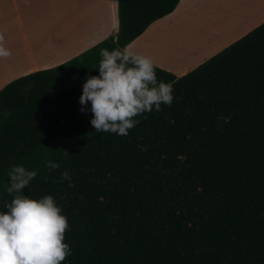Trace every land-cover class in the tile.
Here are the masks:
<instances>
[{"label": "trees", "instance_id": "16d2710c", "mask_svg": "<svg viewBox=\"0 0 264 264\" xmlns=\"http://www.w3.org/2000/svg\"><path fill=\"white\" fill-rule=\"evenodd\" d=\"M115 1L114 36L0 89V212L23 165L68 219L62 264H264V21L182 76L155 68L171 106L120 136L79 110L85 78L179 0Z\"/></svg>", "mask_w": 264, "mask_h": 264}, {"label": "crops", "instance_id": "0c3cea01", "mask_svg": "<svg viewBox=\"0 0 264 264\" xmlns=\"http://www.w3.org/2000/svg\"><path fill=\"white\" fill-rule=\"evenodd\" d=\"M263 21L264 0H179L127 45L179 77ZM115 32V0H0V46L11 51L0 58V89L62 64Z\"/></svg>", "mask_w": 264, "mask_h": 264}, {"label": "clouds", "instance_id": "9594fccd", "mask_svg": "<svg viewBox=\"0 0 264 264\" xmlns=\"http://www.w3.org/2000/svg\"><path fill=\"white\" fill-rule=\"evenodd\" d=\"M9 56L11 51L0 46V58ZM100 56L99 75L86 76L79 97V110L91 111L90 124L96 132L127 136L140 123L135 117L159 111L161 105L171 106L173 84L157 80L152 57L134 52L131 45L101 49ZM47 167L60 165L49 161ZM36 175L23 165H13L8 172L7 192L13 198L5 205L7 211L0 212V264H62L71 254L64 243V234L70 230L68 219L54 198L37 200L24 194ZM64 179L71 180L67 171L58 182Z\"/></svg>", "mask_w": 264, "mask_h": 264}]
</instances>
